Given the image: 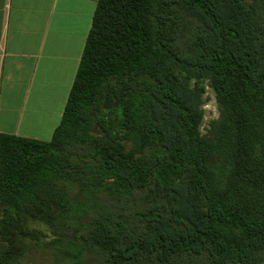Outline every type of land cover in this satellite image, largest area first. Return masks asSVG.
<instances>
[{"label": "trees", "instance_id": "obj_1", "mask_svg": "<svg viewBox=\"0 0 264 264\" xmlns=\"http://www.w3.org/2000/svg\"><path fill=\"white\" fill-rule=\"evenodd\" d=\"M0 264H264V0H98L50 140L0 134Z\"/></svg>", "mask_w": 264, "mask_h": 264}, {"label": "crops", "instance_id": "obj_2", "mask_svg": "<svg viewBox=\"0 0 264 264\" xmlns=\"http://www.w3.org/2000/svg\"><path fill=\"white\" fill-rule=\"evenodd\" d=\"M98 0H0V134L50 140Z\"/></svg>", "mask_w": 264, "mask_h": 264}, {"label": "rangeland", "instance_id": "obj_3", "mask_svg": "<svg viewBox=\"0 0 264 264\" xmlns=\"http://www.w3.org/2000/svg\"><path fill=\"white\" fill-rule=\"evenodd\" d=\"M190 83L192 84V80L190 81ZM201 110H202V118L198 126V130L202 136L208 137L207 131H208L209 123L212 120L218 118L219 112L215 100V94L207 84H205V91L201 98Z\"/></svg>", "mask_w": 264, "mask_h": 264}]
</instances>
